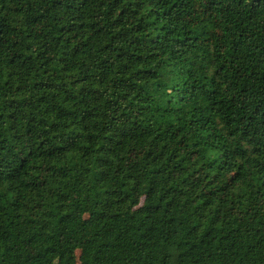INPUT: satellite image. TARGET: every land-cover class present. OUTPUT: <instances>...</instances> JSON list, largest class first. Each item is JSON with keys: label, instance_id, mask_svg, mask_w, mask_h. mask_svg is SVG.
<instances>
[{"label": "trees", "instance_id": "trees-1", "mask_svg": "<svg viewBox=\"0 0 264 264\" xmlns=\"http://www.w3.org/2000/svg\"><path fill=\"white\" fill-rule=\"evenodd\" d=\"M0 264H264V0H0Z\"/></svg>", "mask_w": 264, "mask_h": 264}]
</instances>
